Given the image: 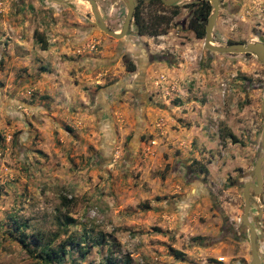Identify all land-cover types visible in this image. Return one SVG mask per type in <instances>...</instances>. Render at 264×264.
<instances>
[{
	"label": "rangeland",
	"instance_id": "rangeland-1",
	"mask_svg": "<svg viewBox=\"0 0 264 264\" xmlns=\"http://www.w3.org/2000/svg\"><path fill=\"white\" fill-rule=\"evenodd\" d=\"M94 2L118 30L124 1ZM218 3L215 45H264V0ZM133 4L162 33L114 39L85 0H0V264H248L264 63L207 51L200 1ZM253 205L264 232V168Z\"/></svg>",
	"mask_w": 264,
	"mask_h": 264
},
{
	"label": "water",
	"instance_id": "water-1",
	"mask_svg": "<svg viewBox=\"0 0 264 264\" xmlns=\"http://www.w3.org/2000/svg\"><path fill=\"white\" fill-rule=\"evenodd\" d=\"M53 2H62L65 0H51ZM90 6V13L93 17V22L98 30L104 34L114 38L121 39L129 25V22L132 19V14L134 11L133 0H123L126 5V13L124 16L123 23L119 30L113 31L109 29L103 22L94 0H85ZM164 5H170L175 3L178 0H159ZM207 2L211 10L206 18V23L204 25V35L202 39L203 47L215 54H245L250 53L255 56L256 60L260 63H264V45L261 42H248V43H231L225 46H218L214 44V41L211 36V32L214 26L215 19L218 13V0H199ZM260 117L264 122V96L260 104ZM260 143V154L256 158L253 168L250 172V181L245 182L241 187V197L243 200V205L241 209V215L239 217V227L241 230L247 229V239L249 245V264H259L258 259V249L255 244L256 234L254 228L249 222L248 215L251 206L253 205L254 198H259L261 193L262 185V169L264 168V125L260 132L259 137ZM258 214L253 219L254 226L257 227V220L259 219V210L256 207Z\"/></svg>",
	"mask_w": 264,
	"mask_h": 264
},
{
	"label": "trees",
	"instance_id": "trees-1",
	"mask_svg": "<svg viewBox=\"0 0 264 264\" xmlns=\"http://www.w3.org/2000/svg\"><path fill=\"white\" fill-rule=\"evenodd\" d=\"M158 2V0H156ZM210 12V6L205 3V2H201L199 5V8L197 9L194 21L189 25L192 29V31L194 32V36L197 39H201L203 38L204 35V25L206 23V18L208 16ZM133 21L134 24L137 27V32L142 35V34H150V35H157L159 33H162V30H157V27L160 25V23L162 22L161 18L155 20L153 19L152 25H149L148 28H146V26H142L138 24V12L134 11L133 13ZM36 41L40 44V49L44 50L45 49V42L43 40H41L40 37L36 38ZM24 227V226H22ZM20 243L22 245V247H26L27 248V244L24 243L22 240H20ZM28 253H31L30 250H28V248L26 249ZM64 250L62 248H60L59 250V254H57L56 252H53L52 250H48L47 252H42L41 255H43L44 259H57L60 256H62L64 254ZM174 255H178V252H174ZM129 263V259L126 258V260L122 263V264H128Z\"/></svg>",
	"mask_w": 264,
	"mask_h": 264
},
{
	"label": "flooded vegetation",
	"instance_id": "flooded-vegetation-1",
	"mask_svg": "<svg viewBox=\"0 0 264 264\" xmlns=\"http://www.w3.org/2000/svg\"><path fill=\"white\" fill-rule=\"evenodd\" d=\"M197 1H199V0H197ZM201 2H204V1H200V3ZM205 3H207V2H205ZM208 4V3H207ZM134 5V4H133ZM135 7V6H134ZM133 13H134V11H133ZM160 18V17H159ZM159 18H157V19H159ZM124 20V19H123ZM156 20V19H155ZM161 20L163 21V18H161ZM131 22H133V14H132V19H131V21L129 22V25H130V23ZM122 23H123V21H122ZM122 23H121V25H122ZM121 25H120V27H121ZM129 25H128V27H129ZM120 27H119V29H120ZM118 29V30H119ZM127 30H128V28H127ZM126 30V31H127ZM114 31H117V30H114ZM126 33V32H125ZM125 35V34H124ZM148 60L150 61V60H152V61H154V60H160L161 58H162V56H159V55H148ZM162 60V59H161ZM251 208H252V206H251ZM250 208V209H251ZM248 219H249V222L251 223V225H252V227L254 228V231H255V234H256V240H255V244H256V247H257V249H258V259H259V264H264V232H263V230L260 228V226H259V224L257 223V227H255L254 226V222H253V220L252 219H254V218H252V217H250L249 215H248ZM222 231H224L225 232V234H228L229 236L231 235V236H233V232L232 231H226L225 230V228H222L221 229ZM239 230H240V227H239ZM245 231H242V233H244V232H246V233H248V231H247V229H244ZM248 238V237H247ZM248 240V239H247ZM248 252H249V250H248ZM249 262H250V257H249V261H248V264H249ZM242 264H245L244 262H242Z\"/></svg>",
	"mask_w": 264,
	"mask_h": 264
}]
</instances>
